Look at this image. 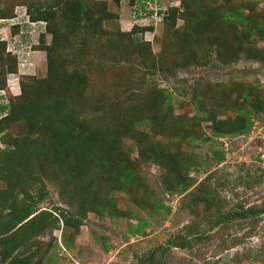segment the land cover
<instances>
[{
  "label": "rangeland",
  "instance_id": "rangeland-1",
  "mask_svg": "<svg viewBox=\"0 0 264 264\" xmlns=\"http://www.w3.org/2000/svg\"><path fill=\"white\" fill-rule=\"evenodd\" d=\"M35 1L38 0H0V12L6 14L0 16V44L3 47L0 59L6 63L12 59L15 62V70L11 72L5 70L6 64L2 66L5 88L0 90V105L20 94L21 81L33 88L46 75L52 28L43 21L30 19L26 9ZM89 1L95 5L92 8L99 11L97 15L107 14L106 19L100 22L97 34L78 31L59 60L64 69L81 66L85 70L89 79V105L99 97L104 103L126 106L131 101L142 100L154 92V88L162 89L169 93L172 103V111L166 115L170 121H162L165 129L171 121L192 118L194 88L204 93V98L201 94L196 98L203 101L205 110L214 111L216 120L236 119L241 113L228 107L236 95V91H232L233 85H237L240 92L248 87L264 91V61L253 58L255 51L247 53L240 47L244 44L258 47L264 54L263 28L262 37L258 34L240 37L237 48L229 51L230 54H225V50L220 59H217V48L212 44L208 62L196 67H175L169 74L159 71L157 66L171 65L181 57L175 38L180 40L184 31H192L188 27L191 23L187 16L189 11L184 8L186 0ZM199 1L217 11L220 7H240L244 14L251 12L260 19L264 15V0ZM195 4L196 0H190L191 9ZM176 7L175 13L170 11ZM166 18L172 21L171 24L165 23ZM198 35L192 39L199 38ZM134 37L138 39L137 44L150 51L156 66H149L147 60L134 55L138 49L132 44ZM116 41L122 45L120 50L114 46ZM110 57L117 64L99 65V60L107 61ZM214 83L226 84L220 89L222 104L216 99L217 92L213 93L211 85ZM227 94L229 97L224 98ZM2 114L0 112V116ZM254 115L250 114L252 125L244 134L213 136L208 126L211 122L201 121L196 124V131L202 140L194 139L190 144L178 141L180 154L188 151L194 155L188 160L186 169H179V181L188 182L181 191L178 181L167 186L159 165L147 161L146 151L142 150L146 154L144 159L137 157L140 149L137 142L121 136V143L131 149L129 161L139 163L136 167L140 179L137 176L134 183L123 187L117 179L109 187L102 184V188L104 191L111 189L104 197L115 202L116 209L132 210L133 215L146 219L147 224L139 234L127 231V224L136 223V216H98L93 212L86 213L82 225L73 233L71 228L63 226L57 213L58 209L64 210L67 206L61 202L55 185L45 180L44 192L47 194L44 193L36 208L52 211L59 219L33 238L40 243V251L47 242L50 244L41 264H264V212L221 221L217 216L225 211L264 207V113ZM186 125L190 126V123ZM153 139L167 143L171 147L168 149L170 154L177 149L176 140L168 138L166 133L160 132ZM215 150L223 152L221 161L212 156ZM4 186L0 181V189ZM30 192L35 199L36 190L33 188ZM136 195L146 202L145 209L150 213L136 206ZM21 197L18 193L17 198ZM159 202L168 206L167 212L158 205ZM68 233H72L71 238ZM177 236L186 237L183 247L175 246L179 241ZM152 251L154 256L148 260Z\"/></svg>",
  "mask_w": 264,
  "mask_h": 264
},
{
  "label": "trees",
  "instance_id": "trees-1",
  "mask_svg": "<svg viewBox=\"0 0 264 264\" xmlns=\"http://www.w3.org/2000/svg\"><path fill=\"white\" fill-rule=\"evenodd\" d=\"M94 6L89 0H38L27 6L26 11L32 21H43L52 28V42L49 45L52 48L47 47L45 77L37 81L33 88H28L21 81L20 94L0 105V112H3L0 116V144L3 145L0 147V181L5 184L0 189V264H41L50 244L47 242L40 251V243L33 238L47 227H52L59 217L64 227L76 233L87 212L98 216H136V223H128L127 231L132 234L143 232L146 219L141 215H133L132 210L116 209L115 202L104 197L111 189L104 191L105 188H102V184L109 187L117 179L121 187L134 183L137 176L140 179L136 167L139 163L129 161L131 149L121 143L122 135L131 137L140 145L138 158L146 157L144 150L147 152V161L159 165L167 186L178 181L181 191L188 182L179 181V169H186L189 166L188 160L194 155L188 151L180 154L178 146L181 141L190 144L194 139L202 140L201 134L196 131V124L201 121L211 122L208 126L213 136L240 135L251 128V113H264V91L248 87L240 92L237 85L232 87L236 95L228 104L230 110L241 112L236 119L216 120L214 111L205 110L203 101L196 98L198 94L203 96L204 93L194 88L191 97L194 108L192 118L188 121H171L165 129L162 128L165 125L162 121L169 120L166 115L172 111V103L169 93L162 89L154 88V92L142 100L131 101L126 106L104 103L99 97L92 101L93 105H89V79L85 70L81 66L64 69L59 60L78 31L97 34L98 28H101L100 22L106 19L107 14L97 15L99 11L93 9ZM184 8L186 12L189 11L187 16L191 23L188 27L192 31H184L180 40L175 38V45L181 49V57L171 65L159 64L157 68L161 72L171 74L175 67L205 64L209 61L212 44L217 48V59H220L225 50V54H230L229 51L237 48L236 43L241 42L240 37L256 34L262 37L264 15L260 19L251 12L244 14L240 7H220L217 11L199 0H196L193 9L190 8V0H186ZM177 10V7L170 9L173 13ZM0 16L6 14L0 12ZM171 22L169 18L165 19V23ZM192 33L196 36L200 33L199 38L192 39ZM116 42L114 46L120 50L122 45ZM132 42L138 48L134 55L147 60V65L156 66L150 51L137 44V37L132 38ZM240 47L245 48L247 53L255 51L253 58L264 61L263 51L258 47L246 44ZM2 55L3 47L0 44V57ZM112 59L99 60V65L104 66L108 62L110 65L117 64ZM56 60L59 65L55 63ZM14 63L13 59L7 63L0 59V90L5 88V70L14 71ZM4 64L6 69L2 70ZM222 86L226 84L211 85L221 104ZM226 89L230 90L228 87ZM228 94L224 98L229 97ZM187 122L190 126L186 125ZM160 132L176 140L177 149L174 154H170L168 149L171 147L167 143L153 139ZM212 156L221 161L223 152L215 150ZM113 171H116L115 175ZM45 180L55 185L61 202L67 206L64 210L58 209L59 217L53 216L52 211L36 208L44 193L47 194L44 192ZM33 188L37 194L35 199L30 192ZM18 193L22 194L21 198H17ZM136 198V206L150 213V210L145 209L146 202L142 197L136 195ZM158 205L167 212V205L163 202ZM156 206L157 203L153 204L154 209ZM261 212H264V207H248L244 210L225 211L217 216L218 221H221ZM68 236L71 238L72 233H68ZM175 238L179 240L175 246L183 247L186 244L185 236ZM63 242L66 243L64 239ZM153 256L152 251L148 260Z\"/></svg>",
  "mask_w": 264,
  "mask_h": 264
}]
</instances>
